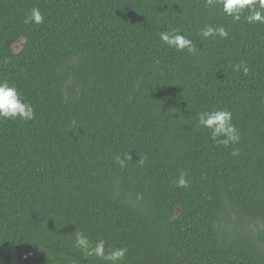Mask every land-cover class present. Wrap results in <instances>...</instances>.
<instances>
[{
	"label": "trees",
	"instance_id": "16d2710c",
	"mask_svg": "<svg viewBox=\"0 0 264 264\" xmlns=\"http://www.w3.org/2000/svg\"><path fill=\"white\" fill-rule=\"evenodd\" d=\"M34 7L44 22L25 24ZM247 14L0 0V80L35 111L0 119V264H107L77 246L81 232L127 248L121 264H264V24ZM206 25L229 35L203 38ZM172 28L196 51L164 44ZM211 109L232 113L238 143L198 125Z\"/></svg>",
	"mask_w": 264,
	"mask_h": 264
},
{
	"label": "clouds",
	"instance_id": "9594fccd",
	"mask_svg": "<svg viewBox=\"0 0 264 264\" xmlns=\"http://www.w3.org/2000/svg\"><path fill=\"white\" fill-rule=\"evenodd\" d=\"M219 3L222 12L226 16L232 17L234 21H239L242 14L247 11L244 20L249 23L264 24V0H206L208 5ZM44 22L43 14L38 8H32L30 13L24 18L25 24H42ZM160 40L178 51L187 49L189 53L196 51V46L193 41L181 33L179 29L172 28L168 31H162L159 34ZM199 35L203 38L219 36L227 38L229 33L223 26L213 27L206 25L199 30ZM233 70H242L248 72L247 66L241 62L233 66ZM23 120L25 122L35 118L33 106L21 98L20 93L14 85H11L7 80H0V119L2 120ZM198 125L209 130L210 138L218 141L227 147L230 144H236L240 140V135L236 126L232 123V113L226 109H211L202 111L197 114ZM233 155L237 154L233 150ZM127 159H131L128 155ZM118 162L123 165L124 160L117 157ZM179 187H186L187 181L184 177H180L177 181ZM77 246L87 255H93L107 264H121L124 261L127 248L118 247L105 251L104 243L97 241L94 245L89 241L88 237L83 232L76 236Z\"/></svg>",
	"mask_w": 264,
	"mask_h": 264
}]
</instances>
